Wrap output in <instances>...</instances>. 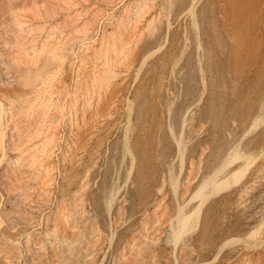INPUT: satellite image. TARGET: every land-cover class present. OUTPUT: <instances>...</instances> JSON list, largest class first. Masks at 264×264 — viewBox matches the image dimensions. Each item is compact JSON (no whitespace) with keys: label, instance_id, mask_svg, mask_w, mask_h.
<instances>
[{"label":"rangeland","instance_id":"374dc122","mask_svg":"<svg viewBox=\"0 0 264 264\" xmlns=\"http://www.w3.org/2000/svg\"><path fill=\"white\" fill-rule=\"evenodd\" d=\"M0 264H264V0H0Z\"/></svg>","mask_w":264,"mask_h":264},{"label":"bare ground","instance_id":"6f19581e","mask_svg":"<svg viewBox=\"0 0 264 264\" xmlns=\"http://www.w3.org/2000/svg\"><path fill=\"white\" fill-rule=\"evenodd\" d=\"M125 46V45H124ZM123 46V47H124ZM122 48V47H121ZM115 50H118V49H115ZM120 50H122V49H120ZM119 52H121V51H119ZM114 54V53H113ZM116 54H117V52H116ZM119 54V53H118ZM121 54H122V52H121ZM114 56H117V55H114ZM121 56V55H120ZM125 56H127V55H125ZM117 58H118V56H117ZM112 59H114V57L112 58ZM121 60V59H120ZM117 61V59H116V57H115V61H113L112 63H109L110 64V66L107 68V70H108V74H113L114 72H113V68H114V64H115V62ZM106 64H108V63H106ZM105 64V65H106ZM119 64V63H118ZM115 69V68H114ZM110 72V73H109Z\"/></svg>","mask_w":264,"mask_h":264}]
</instances>
